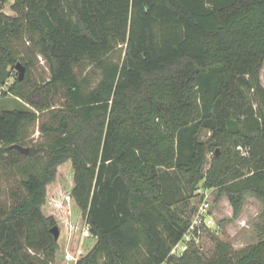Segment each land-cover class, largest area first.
Returning a JSON list of instances; mask_svg holds the SVG:
<instances>
[{
  "label": "trees",
  "instance_id": "16d2710c",
  "mask_svg": "<svg viewBox=\"0 0 264 264\" xmlns=\"http://www.w3.org/2000/svg\"><path fill=\"white\" fill-rule=\"evenodd\" d=\"M7 3L1 85L33 56L51 78L16 77L8 91L35 110H0V163L17 178L0 194V264H264V225L242 249L170 254L191 222L170 191L178 175L190 196L217 188L236 216L248 195L264 202V0H15L12 14ZM59 95L58 124L40 126L48 142L20 150ZM65 168L88 236L46 203Z\"/></svg>",
  "mask_w": 264,
  "mask_h": 264
},
{
  "label": "rangeland",
  "instance_id": "374dc122",
  "mask_svg": "<svg viewBox=\"0 0 264 264\" xmlns=\"http://www.w3.org/2000/svg\"><path fill=\"white\" fill-rule=\"evenodd\" d=\"M14 1L15 0H8L4 8L5 12L10 14L13 13L10 5ZM124 53L125 49L122 47L117 50L116 56L122 58ZM7 71H9L10 77L6 79L4 85L0 83V91L3 92L0 99V110L10 111L14 109H27L34 111L35 109L26 101L8 91L15 82L16 77H18L19 70L9 67ZM27 73L32 80L39 84H44L51 78L48 64L41 56L37 58L33 56V66L28 71L26 70V74ZM96 78L97 80L100 78V73L98 71H96ZM261 79L264 85V68L261 73ZM34 86V84H28L24 89L25 91H30ZM63 101L64 98L62 95H59L56 98L55 105L51 109H47L40 113L33 134L24 147L38 148L48 142V135L41 130L40 126L42 123L58 124L52 115L55 113L54 110L62 107ZM209 137V130L204 131L202 139L207 140ZM213 155V151H208L205 170L210 166ZM67 170H69V168L63 169V174H59L58 179L48 186L46 203L53 206L51 210L55 211L57 214L67 210L72 222L82 226V230L85 232V230L89 229L87 218L83 216L82 210L72 198L71 173ZM181 176L178 175L176 177L175 186H173L170 191L171 194L178 199V206L184 210L185 216L192 219L203 202H207L210 205L209 211L214 215L215 225L205 229L203 233L200 234L201 238L194 243L195 246L201 248V251L205 255H209L213 251L217 240L229 241L235 249H242L259 240L260 227L264 225V202L261 199L254 195H248L243 204L242 211L236 216L228 197L226 195H219L217 188H206L202 181L194 195L190 196V193L184 190L183 182L180 178ZM16 179V174L9 171L6 165L0 163V194L3 199L8 197L10 188L16 184ZM84 236L86 235L84 234ZM54 264L66 263L55 262Z\"/></svg>",
  "mask_w": 264,
  "mask_h": 264
},
{
  "label": "built area",
  "instance_id": "2783aa9c",
  "mask_svg": "<svg viewBox=\"0 0 264 264\" xmlns=\"http://www.w3.org/2000/svg\"><path fill=\"white\" fill-rule=\"evenodd\" d=\"M3 88V86H2ZM0 91V98H1ZM210 205L207 202H203L193 218L191 219L190 225L186 230L183 238L173 246L171 250V255L179 257L186 252L192 243L198 241L201 237L200 234L203 233L208 227H213L215 225L214 215L209 211ZM84 234L88 236L89 229L85 230Z\"/></svg>",
  "mask_w": 264,
  "mask_h": 264
},
{
  "label": "water",
  "instance_id": "95a60500",
  "mask_svg": "<svg viewBox=\"0 0 264 264\" xmlns=\"http://www.w3.org/2000/svg\"><path fill=\"white\" fill-rule=\"evenodd\" d=\"M16 68L19 70V75H18L19 80H23L25 78V75H26V67L21 62H19L17 64V67ZM17 147L20 150H22V151H24L26 153L29 152V148L22 147L20 145H17ZM51 231L53 232L55 238L58 239L59 238V235H60V229H59V227L57 225H55V226L52 227ZM0 257H1V253H0Z\"/></svg>",
  "mask_w": 264,
  "mask_h": 264
}]
</instances>
